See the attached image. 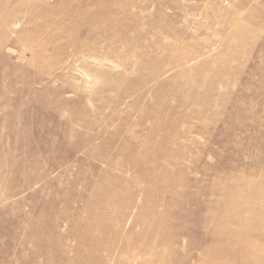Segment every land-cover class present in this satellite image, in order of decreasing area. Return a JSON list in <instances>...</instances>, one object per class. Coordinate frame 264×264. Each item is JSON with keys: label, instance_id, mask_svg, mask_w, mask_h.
Instances as JSON below:
<instances>
[{"label": "rangeland", "instance_id": "374dc122", "mask_svg": "<svg viewBox=\"0 0 264 264\" xmlns=\"http://www.w3.org/2000/svg\"><path fill=\"white\" fill-rule=\"evenodd\" d=\"M0 28V264H264V0H0ZM205 206L262 231L200 250Z\"/></svg>", "mask_w": 264, "mask_h": 264}, {"label": "bare ground", "instance_id": "6f19581e", "mask_svg": "<svg viewBox=\"0 0 264 264\" xmlns=\"http://www.w3.org/2000/svg\"><path fill=\"white\" fill-rule=\"evenodd\" d=\"M4 23H6V21H4ZM2 31H3V28L2 29L0 28V34L3 33ZM165 49H168L169 50L168 52H170V54H171V57L173 59V61L171 62V64L172 63L178 64L179 62H178V59L174 55L173 47L171 45H169V47H166ZM252 191L253 192L251 194H252V196L254 198L253 199L254 201L251 204H249L248 207H246L247 209H249V208H251V209L256 208L257 201L260 199V195L257 192V190H252ZM246 195H249V193L246 194ZM243 200H244V197L242 199H240L238 202L242 203ZM119 205H118V207L120 208ZM231 205H233V204H231ZM131 206H133V202L131 200H129L128 201V204L127 205H124L123 204L121 206V208H129ZM196 208H197L198 211H201L200 213L204 214V218H199V221L197 219L196 220L193 219V221L195 223V226L196 227L199 226V227H201V229L204 230L203 232H200V233L197 232V231H195L194 234H193V237L196 236V239H197L196 242L198 244L197 247L200 250H205L206 249L207 252H209V253H212V254L216 253L217 252V245L215 243H213L214 242V236L220 235V232H222V231H224V232L226 231L227 233H232V234H234L235 232L249 233L251 230H252L253 233L259 234L262 231V228L261 227H259V226H252V224H250L254 220V216L253 215H251L248 218V217H246L245 213L239 212V211L236 212L234 208H232L231 213L232 214H234V213L237 214V219H234V220L229 221V222H226L225 220H221L219 229H213L212 223H213L214 216L211 217V215L208 212L205 214V212L208 210V207L205 206L204 208H199V207H196ZM224 211L225 212L228 211V207L227 206H226V208H225ZM181 215L183 216V221L186 220V219H188L187 213L186 214L182 213ZM95 219H94V221H95ZM102 219L103 218L101 217L98 220H101L102 221ZM123 220H124V218L123 217H120L115 222V227L116 228L117 227L119 228L120 225L122 224ZM92 224H93L92 223V219L91 220H88V221H85V223L83 224V226L86 227V229H87L86 230V233L91 228ZM115 227H114V229H115ZM143 228H145L144 225H143ZM141 231H143V229ZM181 232L185 234L186 232L189 233V230L182 229ZM120 235L115 236V237L114 236H111V235H109L107 237L106 236H102V240L108 241V245L107 246L100 245V240L92 239L90 237L89 233H88V237L86 236V237H83L81 239L80 238H78V239H80V243L85 244V245L86 244L87 245H90L91 250H95V251H97V253H100L102 250L106 251L107 253H112V252H114L117 249L118 253L120 254L119 257H124L126 260L128 259V257H131V255L133 257H134V255H137L138 257H139V255L141 257L142 256H146L147 258L149 257L148 259H150L152 257V255H153V252H155L156 250H159L158 249V246L159 245H157V244H159V241H157L156 244L154 243V241H151L152 244L151 245H146V246H142L140 244L138 246H135V245H132V244L129 245V242H127L128 244L123 245V243H122L121 240H120L121 242L118 241V239H120ZM147 241H149V240H147ZM137 242H140V241H137ZM136 245H137V243H136ZM80 251L81 250L79 248L78 249V252H80ZM89 256H91V255H89ZM96 256H94V257L97 259L98 256L97 257ZM121 259L120 260L117 259L116 261L119 262V261H121ZM125 259H123V260H125ZM153 260L154 259H152V261ZM188 261H189V259L186 260V263H188ZM105 262H106L105 259H102L101 261H98L99 264H105ZM92 263H93V261H92ZM96 263H94V264H96ZM210 263H213V262H210Z\"/></svg>", "mask_w": 264, "mask_h": 264}]
</instances>
